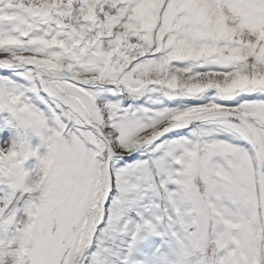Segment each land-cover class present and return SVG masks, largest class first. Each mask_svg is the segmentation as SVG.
Listing matches in <instances>:
<instances>
[{
	"label": "snow or ice",
	"instance_id": "6c2138e0",
	"mask_svg": "<svg viewBox=\"0 0 264 264\" xmlns=\"http://www.w3.org/2000/svg\"><path fill=\"white\" fill-rule=\"evenodd\" d=\"M0 264H264V0H0Z\"/></svg>",
	"mask_w": 264,
	"mask_h": 264
}]
</instances>
